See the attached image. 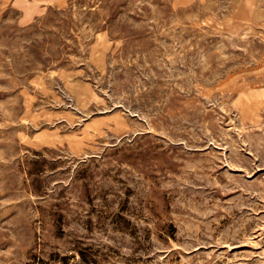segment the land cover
I'll return each instance as SVG.
<instances>
[{"label":"rangeland","instance_id":"1","mask_svg":"<svg viewBox=\"0 0 264 264\" xmlns=\"http://www.w3.org/2000/svg\"><path fill=\"white\" fill-rule=\"evenodd\" d=\"M0 264H264V0H0Z\"/></svg>","mask_w":264,"mask_h":264}]
</instances>
